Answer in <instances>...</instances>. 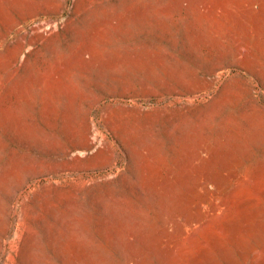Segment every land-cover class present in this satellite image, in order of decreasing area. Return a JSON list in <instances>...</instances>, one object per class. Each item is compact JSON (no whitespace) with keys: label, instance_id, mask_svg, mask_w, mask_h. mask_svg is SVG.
I'll return each instance as SVG.
<instances>
[{"label":"rangeland","instance_id":"obj_1","mask_svg":"<svg viewBox=\"0 0 264 264\" xmlns=\"http://www.w3.org/2000/svg\"><path fill=\"white\" fill-rule=\"evenodd\" d=\"M223 1L0 0V264H264V16Z\"/></svg>","mask_w":264,"mask_h":264},{"label":"crops","instance_id":"obj_2","mask_svg":"<svg viewBox=\"0 0 264 264\" xmlns=\"http://www.w3.org/2000/svg\"><path fill=\"white\" fill-rule=\"evenodd\" d=\"M223 2L227 3V4L244 3V4H248V5H252V6H261V8L259 9V13H260L259 16H264V0H238V1L226 0Z\"/></svg>","mask_w":264,"mask_h":264}]
</instances>
